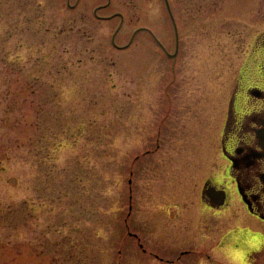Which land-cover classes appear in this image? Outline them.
<instances>
[{"label":"rangeland","instance_id":"374dc122","mask_svg":"<svg viewBox=\"0 0 264 264\" xmlns=\"http://www.w3.org/2000/svg\"><path fill=\"white\" fill-rule=\"evenodd\" d=\"M169 2L177 59L165 0H0V264H166L128 230L172 259L190 240L181 264H247L263 224L199 206L209 157L190 174L167 159L213 149L264 0ZM191 102L206 131L183 141Z\"/></svg>","mask_w":264,"mask_h":264},{"label":"flooded vegetation","instance_id":"af4514ba","mask_svg":"<svg viewBox=\"0 0 264 264\" xmlns=\"http://www.w3.org/2000/svg\"><path fill=\"white\" fill-rule=\"evenodd\" d=\"M254 41L260 51L259 59H256L258 54H255L254 45L253 52L248 55L246 72L238 75L232 88L224 116L220 109L211 123L213 128L210 133H216L213 149L202 152L184 149L185 147L180 150L177 147L169 154L167 166L172 174H176L179 167H183L190 174L191 169H196L209 157V169L198 172L199 179L196 184L199 185V206L221 214L234 202H238L240 210L264 226V32ZM179 50L180 39L177 38L176 51L173 54L167 53L168 57L177 59ZM179 109L185 111L177 116L173 115L172 122L178 120L182 123L176 125L173 122L171 125L177 139L186 141L187 137L191 138L206 131L204 124L209 113L206 112L204 103L191 102L189 106ZM132 210L131 205L130 211ZM169 214V217H173ZM127 233L136 239L143 254H149L162 263L181 264L184 256L189 257L198 252L190 247L189 240L181 248L178 247L179 255L172 259L165 255L173 249L162 248L165 254L150 250L138 232L128 230ZM180 237L182 242H186L185 235ZM253 238L255 240L247 247V264H264V230L255 233ZM138 258L137 255L136 259ZM121 264H125L124 260Z\"/></svg>","mask_w":264,"mask_h":264},{"label":"water","instance_id":"95a60500","mask_svg":"<svg viewBox=\"0 0 264 264\" xmlns=\"http://www.w3.org/2000/svg\"><path fill=\"white\" fill-rule=\"evenodd\" d=\"M166 4H167V6H168L169 12H170V14H171V17H172V19H173V22H174V24H175L176 31H177V30H178V29H177V24H176V21H175V18H174V15H173V12H172V9H171V6H170V3H169V0H166Z\"/></svg>","mask_w":264,"mask_h":264}]
</instances>
